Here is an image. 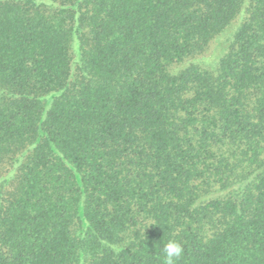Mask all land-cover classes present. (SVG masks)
Listing matches in <instances>:
<instances>
[{"label":"trees","instance_id":"trees-1","mask_svg":"<svg viewBox=\"0 0 264 264\" xmlns=\"http://www.w3.org/2000/svg\"><path fill=\"white\" fill-rule=\"evenodd\" d=\"M264 264V0H0V264Z\"/></svg>","mask_w":264,"mask_h":264},{"label":"clouds","instance_id":"clouds-1","mask_svg":"<svg viewBox=\"0 0 264 264\" xmlns=\"http://www.w3.org/2000/svg\"><path fill=\"white\" fill-rule=\"evenodd\" d=\"M183 248L181 244L175 240H170L164 247L167 264H175V261L182 255Z\"/></svg>","mask_w":264,"mask_h":264}]
</instances>
